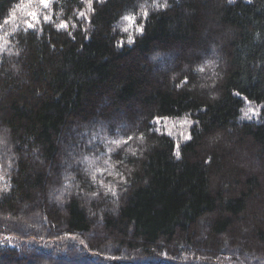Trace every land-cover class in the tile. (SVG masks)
Here are the masks:
<instances>
[{"label":"trees","instance_id":"trees-1","mask_svg":"<svg viewBox=\"0 0 264 264\" xmlns=\"http://www.w3.org/2000/svg\"><path fill=\"white\" fill-rule=\"evenodd\" d=\"M75 262L264 264V0H0V263Z\"/></svg>","mask_w":264,"mask_h":264},{"label":"rangeland","instance_id":"rangeland-1","mask_svg":"<svg viewBox=\"0 0 264 264\" xmlns=\"http://www.w3.org/2000/svg\"><path fill=\"white\" fill-rule=\"evenodd\" d=\"M177 52H175V55L174 54H172V53H170L169 55H168V57L167 58H165L164 59V62L162 63V65H158V64H156L155 63V59H156V56H154V57H150V61L153 63V65H154V70L156 71V72H162L165 68L164 67H168V66H170V65H173V63L175 62V58H176V56H177V54H176ZM120 115H121V113H120ZM126 125L128 126V124L126 123ZM125 124L123 125V127H125L126 126ZM99 135V134H98ZM98 137H100V136H98ZM95 139V138H94ZM94 139H93V136H91L90 137V142H94ZM104 140V139H103ZM100 141H102V140H100ZM1 264V263H0ZM65 264H70V263H65ZM75 264H84V263H82V262H75Z\"/></svg>","mask_w":264,"mask_h":264},{"label":"snow or ice","instance_id":"snow-or-ice-1","mask_svg":"<svg viewBox=\"0 0 264 264\" xmlns=\"http://www.w3.org/2000/svg\"><path fill=\"white\" fill-rule=\"evenodd\" d=\"M41 3L44 4L45 6H47L48 0H41ZM165 6L166 5H157V7H165ZM90 7H91V5L89 4V8ZM29 15H31V16L34 17L35 16V13H30ZM81 15L83 16L84 14L81 13ZM145 16H147V13L146 12H145ZM45 19H47V17ZM124 19L129 20V21H134L135 17L126 16V17H124ZM32 26H33L32 24H28V27H32ZM57 27L58 28L67 27V25L66 24H61V25H58ZM138 30L142 32L143 31V28H140ZM131 42H132V37L130 36L129 37V43H131ZM249 111H252V109L250 108ZM247 115H248V112H245V116H247ZM177 156H179V152H177ZM93 195H95V194H93Z\"/></svg>","mask_w":264,"mask_h":264}]
</instances>
